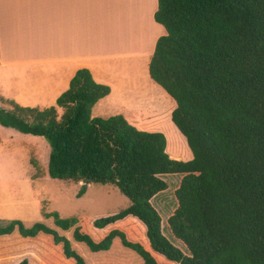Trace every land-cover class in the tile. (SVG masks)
<instances>
[{"label":"trees","instance_id":"obj_1","mask_svg":"<svg viewBox=\"0 0 264 264\" xmlns=\"http://www.w3.org/2000/svg\"><path fill=\"white\" fill-rule=\"evenodd\" d=\"M154 18L165 34L157 39L149 74L175 100L171 118L192 159H173L164 133L140 129L122 114L93 116L111 87L88 68L76 71L54 105L5 98L10 107L0 105V124L44 137L49 177L82 182L77 196L87 184H110L128 198L126 208L95 226L135 217L146 224L152 251L177 264H264V0H158ZM165 174L183 176L167 222L187 253L163 233L152 203L168 188ZM44 215L56 228L13 219L0 222V238L51 235L67 258L85 264L58 231L76 225L72 239L92 252L111 249L119 238L144 264H162L124 231L112 229L97 240L77 225V216Z\"/></svg>","mask_w":264,"mask_h":264},{"label":"rangeland","instance_id":"obj_2","mask_svg":"<svg viewBox=\"0 0 264 264\" xmlns=\"http://www.w3.org/2000/svg\"><path fill=\"white\" fill-rule=\"evenodd\" d=\"M146 0H143V2ZM149 6L143 4V15H134L123 20L118 17L113 19L115 23L122 24L126 32H134L138 27L143 28L144 35H152L151 26L147 20L152 21L148 12ZM143 16V20L140 17ZM131 19V23L130 20ZM140 20L139 23L137 20ZM137 23L133 28L131 24ZM143 21V22H142ZM129 22V30L127 28ZM143 26V27H142ZM135 33V32H134ZM132 33V35H134ZM165 32H163V35ZM151 56L135 58L131 55L110 61L113 65L121 62L120 72L126 73L127 86L122 92V98L114 96L99 100L92 109L93 116H104L122 114L126 119L140 129L147 131H160L167 138V152L169 155L176 154L179 159L190 160L193 153L187 143L186 137L173 123L171 115L176 107L175 100L166 93L163 88L153 81L149 74V60ZM148 60V61H147ZM146 61L144 68L143 62ZM123 66V67H122ZM7 68H0V105L9 108L5 98L13 99L17 91L21 89V76H12ZM138 76V78H134ZM149 77V78H148ZM26 77H23V79ZM150 84H155L156 89H150ZM137 90L140 95L134 94ZM26 99H31L30 92L26 89L20 90ZM122 96V95H121ZM32 100V99H31ZM37 106L43 108L52 104L45 103V99L33 100ZM59 114L62 109L58 108ZM175 152V153H174ZM50 145L41 136L22 133L15 128L0 124V222L9 223L13 219L22 220L27 226L37 221L56 228L52 217L46 218L44 212L57 211L61 217L77 216L80 227L99 240L105 237L112 229L124 231L132 241L142 243L152 252L158 262L162 264H177L166 260V258L152 251L146 235L147 226L135 217L129 216L114 223L97 227L94 222L103 217L112 216L129 205V200L120 190L110 184H87L83 195L77 196L82 182L53 179L48 174V159ZM181 174H165L162 176L168 183V188L156 195L152 203L162 217L163 233L166 237L184 253L186 246L182 241L175 238L170 231L168 218L177 207L175 191L180 186ZM74 225L70 230H61L59 233L71 239L72 247L84 258L85 264H144L142 258L132 249L122 245L117 238L111 249L107 251L92 252L85 244L74 241L72 233ZM10 256L0 261V264H17L26 259L28 264H41L37 258L41 255L51 264H75V260L64 255L62 244L55 243L53 236L41 234L35 237H22L17 232L0 238V252ZM40 254V255H39ZM41 257V258H42Z\"/></svg>","mask_w":264,"mask_h":264},{"label":"crops","instance_id":"obj_3","mask_svg":"<svg viewBox=\"0 0 264 264\" xmlns=\"http://www.w3.org/2000/svg\"><path fill=\"white\" fill-rule=\"evenodd\" d=\"M143 4L149 6L152 21L147 24L152 35L143 36L140 27L135 33L114 28L116 17L143 15ZM157 6L158 0H0V68L21 76L19 91L26 89L32 96L26 99L17 91L13 99L24 106H37L33 105L36 98L54 105L76 71L88 68L97 82L111 87L102 99L118 95L126 102L122 92L126 79L133 78L119 71L121 62L113 65L110 61L129 55L152 56L157 39L165 32L154 18ZM136 24H131L133 29ZM150 86L156 89L155 84ZM137 92L132 95L146 96ZM170 156L179 159L176 154ZM8 258L0 252V261ZM37 258L41 264H51Z\"/></svg>","mask_w":264,"mask_h":264},{"label":"bare ground","instance_id":"obj_4","mask_svg":"<svg viewBox=\"0 0 264 264\" xmlns=\"http://www.w3.org/2000/svg\"><path fill=\"white\" fill-rule=\"evenodd\" d=\"M126 18H129V17H125V18H123V20L124 19H126ZM143 18V16L142 17H140V19L141 20H143L142 19ZM117 19H119V17L117 18ZM122 19V18H121ZM130 20V19H129ZM134 20H136V19H134ZM131 21V20H130ZM133 24V23H132ZM149 24V23H148ZM130 25H129V22H128V26H127V28L129 29V30H133V29H130V27H129ZM149 26V25H148ZM124 29V27H122V24L120 25V23H115V29H118V31L120 30V29ZM131 28H132V26H131Z\"/></svg>","mask_w":264,"mask_h":264}]
</instances>
